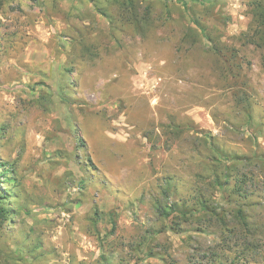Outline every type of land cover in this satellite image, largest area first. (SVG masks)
Returning a JSON list of instances; mask_svg holds the SVG:
<instances>
[{
    "label": "rangeland",
    "instance_id": "obj_1",
    "mask_svg": "<svg viewBox=\"0 0 264 264\" xmlns=\"http://www.w3.org/2000/svg\"><path fill=\"white\" fill-rule=\"evenodd\" d=\"M262 37L264 0H0V264H264Z\"/></svg>",
    "mask_w": 264,
    "mask_h": 264
},
{
    "label": "trees",
    "instance_id": "obj_2",
    "mask_svg": "<svg viewBox=\"0 0 264 264\" xmlns=\"http://www.w3.org/2000/svg\"><path fill=\"white\" fill-rule=\"evenodd\" d=\"M125 1H126V2L128 3V5H130V6H133V4H134V0H125ZM145 14H146V13H145ZM130 16L133 17V19L136 20V21L139 20L138 12H134V11H133V12H130ZM144 19H145V18H144ZM144 21H145V20H144ZM191 23L194 24V25L199 29V31H200V33H201L202 35H204L209 41H211V38H209V36H207V34L205 33V28L203 27L202 23H201L199 20L192 18ZM136 24H137L138 30H139V31H143V29L140 28V27H142V24H140L139 21L136 22ZM261 40H262V42H263L262 47H264V37H262ZM212 47H213V46H212ZM212 50H213V52H214L216 55L220 53L219 49H217V48H215V47L212 48ZM228 68L231 69L232 66H228ZM244 114L247 116V119H249L248 114H247V113H244ZM170 128H172V129L175 130V131L182 130V129L190 130V129H192V126H191V124L186 123V124H184V125H172V126H170ZM215 159H216L217 161H220L219 157H218V159H217V157H216ZM213 161H215V160L213 159ZM2 175L4 176V178H3V180L0 181V183H1L2 185H4V186L6 187V189H5V190L0 189V199H3L0 203H1L2 205H7V201L9 200V198L7 197V195H8L7 192H9V191L11 190V188H10L11 183H14L15 180L12 179V178L7 177V176H6V175H7V172H2ZM217 183H218V185H219L220 180H219V178L216 177L215 180H214V184L217 185ZM5 191H7V192H5ZM199 205H200L203 209L208 210V207H207L206 204H205V200H203L202 198H200V203H199ZM208 211H209V210H208ZM161 212H163V211L161 210ZM163 213H164V212H163ZM9 215H10V209H9V208L0 207V220H6V219L8 218Z\"/></svg>",
    "mask_w": 264,
    "mask_h": 264
}]
</instances>
